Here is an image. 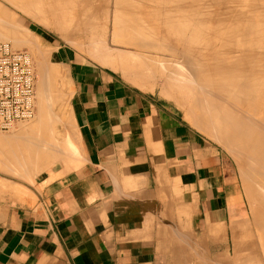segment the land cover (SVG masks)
Returning a JSON list of instances; mask_svg holds the SVG:
<instances>
[{"label": "crops", "instance_id": "obj_1", "mask_svg": "<svg viewBox=\"0 0 264 264\" xmlns=\"http://www.w3.org/2000/svg\"><path fill=\"white\" fill-rule=\"evenodd\" d=\"M45 43L65 70V139L77 148L38 174L0 160V264H214L191 239L208 220H242L233 155L156 75L141 87L75 46Z\"/></svg>", "mask_w": 264, "mask_h": 264}, {"label": "bare ground", "instance_id": "obj_2", "mask_svg": "<svg viewBox=\"0 0 264 264\" xmlns=\"http://www.w3.org/2000/svg\"><path fill=\"white\" fill-rule=\"evenodd\" d=\"M5 1L35 16L36 22L54 26L68 44L73 43L77 32L86 30L83 33L88 34V47L92 45V52L87 47L91 56L101 58L106 67L133 76L132 80L135 77L136 85L143 87L144 81L161 73L166 86L194 96L188 105L192 101L191 107L200 112L191 111L197 129L236 154L249 218L232 222L230 227L223 221L208 220L191 242L198 251L208 248L214 264H264V0L242 1L248 14L241 13L240 0ZM2 5L0 43L10 41L16 48H31L29 32ZM80 35L79 40L74 37L76 42L83 38ZM41 59L40 72L47 71L50 76L55 64L46 53ZM56 73L55 77L51 74L54 80L60 78ZM44 78L42 75L38 80L37 96L41 98L35 122L19 124L8 135L0 133L3 167H34L38 174L63 157L55 151V146L64 150L65 145L56 141L60 134L52 128V113L45 114L48 120L44 118ZM65 100L63 92L60 101ZM247 222L256 231V239H251L252 233L245 229ZM180 240L182 244L185 241L183 236ZM221 251H229L234 257L223 258Z\"/></svg>", "mask_w": 264, "mask_h": 264}, {"label": "rangeland", "instance_id": "obj_3", "mask_svg": "<svg viewBox=\"0 0 264 264\" xmlns=\"http://www.w3.org/2000/svg\"><path fill=\"white\" fill-rule=\"evenodd\" d=\"M242 1H244V0H240V11H241V13L242 14H248V8H244L243 7V5H242ZM0 4L2 5V6H4L5 8H7L6 10L7 11H9V10H11L12 12H11V14H13L14 15V17H15V19H17V24L20 26V27H22V28H24V30L25 31H27V32H29L28 34V36H27V38L29 39V41L30 42H32V44H31V48H28L27 46H20L19 48H16L15 46H13V44L9 41L8 43H10V46H12V49H15V50H21V51H25V52H28L29 53V55H30V57H31V60H32V63H33V66H34V70H35V73H36V92H35V95H36V97H35V106H36V110H35V115H34V117L32 118V119H30V120H27V121H20L19 123H16L12 128H10L9 130H6V131H0V133L1 134H4V135H8V134H11V133H13V131H14V129H16L17 128V126L19 125V124H25L26 126L28 125V124H32L33 122H35V120L37 119V117H38V110H39V100H40V96H37V85H38V80L39 79H41V76L43 75V77L45 76V78H44V93H45V95H44V93H43V96H45V97H43V99L45 100L43 103V107H44V111L46 112H44V115L45 114H48L49 113V116H51V113H52V117H54V120H53V123H52V121H51V123H52V128L54 129V131L57 133L58 132V134H60V136H58L57 137V139H56V141H58L57 143H59V144H61L62 143V141H63V145H66V150H67V148H69L68 149V151L70 150V148L72 149V150H70V151H74L75 150V146L74 145H72L73 143L71 142V140H70V138L69 137H67L66 139H65V124H69V116H68V114L66 113V108H65V102L63 103V102H61L60 101V99H61V95H63V92L65 93V85H66V83H67V79H66V74H65V70H64V68H62L61 66H59V65H57V64H55V62L53 61V56H52V54H51V49H49L48 47H47V45H46V43H45V39H51V40H54V44L56 45V46H59V45H65V43L67 44V45H70V46H74L77 42H78V44H77V46L75 45V47H77V48H79V50L81 51V52H83V53H86V54H92L91 52H92V45L91 46H89L88 47V43L90 42H86V40L85 39H87V37H88V34H86V32H84L83 33V31H86V30H84V29H82L81 31H79V32H75V34H77L78 36H74V37H77V39L79 40V35L81 34V35H83L82 37H80V38H82V39H80V41L82 40H85V41H83V42H81L82 43V45L81 46H79V42L80 41H77L76 42V40L77 39H74V37H73V43H70V44H68V41H66L65 40V38H63V37H61L60 36V34L57 32V30H56V28L54 27V26H50V27H46V25H44V24H42V22H41V24H40V21H38V22H36V20H37V18H35V16L33 17L32 16V14H30L31 15V17H30V15L28 14V13H26L25 11H23V12H21L22 10H20V9H18L17 10V8L16 7H14V6H9V4H7V2L5 1V0H0ZM16 8V9H15ZM244 10L246 11V13L244 12ZM14 12V13H13ZM244 12V13H243ZM28 14V15H26V14ZM33 17V18H32ZM39 20V19H38ZM51 21H53V20H51ZM18 26V27H19ZM33 31H36V32H39V33H41V34H43V38H39ZM81 32V33H80ZM80 33V34H79ZM86 34V35H85ZM80 35V36H81ZM84 37H86V38H84ZM89 39H87V41H88ZM87 44H86V43ZM80 43V44H81ZM72 44V45H71ZM85 44H86V49H85ZM15 47V48H14ZM90 48V51H88L89 49L88 48ZM85 50H84V49ZM82 49H83V51H82ZM87 51V52H86ZM89 52V53H88ZM46 53V55H49V57H50V59H51V63L53 64H55V67L53 66V69L55 68V71L56 72H59V74L58 73H56L54 70H53V72L51 73H49L50 74V76L48 75V72L46 71V72H43V73H41L40 71L42 70L43 71V68L40 70L39 68L41 67L40 66V62L41 61H43V59H41V57H42V55H44ZM48 53V54H47ZM50 53V54H49ZM88 55H83V56H85V57H89ZM94 56V55H93ZM92 56V57H93ZM90 58V57H89ZM95 58V57H94ZM97 58V57H96ZM98 60H101V58L99 59V58H97ZM103 61V60H102ZM101 62V61H100ZM104 62V61H103ZM102 62V63H103ZM104 65V64H103ZM57 69V70H56ZM55 73L56 74H58L59 76H60V80L58 79H56L55 78V80L52 78L53 76L55 77ZM122 73V72H121ZM42 74V75H41ZM51 74H53V76L51 77ZM264 74V73H263ZM156 76H154V79L153 80H155V82L156 81H158L161 85H164L165 84V80H164V78H163V75L161 74V73H157V74H155ZM126 76V75H125ZM131 76V75H130ZM51 77V78H50ZM132 77V79H133V76H131ZM47 78V79H46ZM49 79V80H48ZM50 80H51V82H50ZM57 80V81H56ZM134 80H135V77H134ZM134 80H132V82H134ZM136 80H138L137 78H136ZM48 81V82H47ZM139 81V80H138ZM50 85V86H49ZM52 86H53V88H52ZM56 89H55V88ZM51 90H50V89ZM170 88V89H169ZM54 89V90H53ZM62 89V90H61ZM166 89H169L170 91H174V90H178L177 88H175V87H171V86H169V87H166ZM49 90V91H48ZM57 90V91H56ZM62 91V93H61V95L59 94L61 91ZM52 91H54V92H52ZM50 94H49V93ZM52 92V93H51ZM57 92V93H56ZM184 92V91H183ZM183 92L182 91H180L179 90V94H178V92L176 93V97L178 98V95H179V99H180V102L182 103V104H186V106L188 105V103H189V101L190 100H193V95H191V94H189V95H186L187 93H185L184 92V94H183ZM53 93H56V94H53ZM53 96H52V95ZM39 95V94H38ZM48 95V96H47ZM50 95H51V97H50ZM187 96L186 98H185V96ZM191 95V96H190ZM40 97V98H39ZM57 99V101H55V100H53V99H55V98ZM183 97V98H182ZM47 98V99H46ZM59 98V99H58ZM184 98L186 99V100H184ZM47 104H46V103ZM56 102V103H55ZM185 102V103H184ZM187 102V103H186ZM54 103V104H53ZM61 103V104H60ZM193 102L191 101L190 102V106L188 105V107H184L183 105V110H185L186 112H187V114H188V116H192V119L194 118V116L193 115H191V111H193V110H195V114H200V112H199V110L198 109H195V108H192L191 107V104H192ZM44 105H47V106H44ZM193 105V104H192ZM50 106V107H49ZM45 107H46V109H45ZM187 108H189V109H187ZM192 110H191V109ZM51 109V110H50ZM48 110H49V112H48ZM59 110V111H58ZM188 110H190L189 112H188ZM54 111V112H53ZM190 114V115H189ZM56 115V116H55ZM49 116L48 115H45L44 116V118H46L47 120H48V118H49ZM48 117V118H47ZM53 119V118H52ZM195 120V118L193 119V121ZM14 128V129H13ZM209 136V135H208ZM210 138L211 139H213L214 141H216L219 145H221L224 149H226L227 151H229V148H226V147H224L219 141H217L215 138H213V137H211L210 136ZM61 140V141H60ZM54 141H55V139L53 140V143H54ZM61 142V143H60ZM56 143V142H55ZM54 143V144H55ZM59 146V145H58ZM58 146H53L54 148H55V151H58V152H56L58 155L59 154H61L60 156H64L63 154H65V149L63 150L61 147H58ZM63 148H65L64 146H62ZM58 148H60V149H58ZM62 150V151H61ZM64 152V153H63ZM230 152V151H229ZM232 152V151H231ZM230 152V153H231ZM63 153V154H62ZM233 153V152H232ZM231 153V155H233L234 156V154H232ZM234 158H236L235 160H236V162H237V157H236V154H235V156H234ZM237 164H239L238 162H237ZM50 165H52V163L50 164ZM50 165H49V167H50ZM239 166V165H238ZM15 167V166H14ZM20 168V167H19ZM48 168V167H47ZM46 168V169H47ZM22 169H26V170H28V171H30V172H32L33 174H37L36 172H38V171H36L35 169H34V167H28V168H22ZM2 170H4V169H2ZM45 170V169H44ZM44 170H42V171H44ZM42 171H39V173H41ZM239 173H240V169H239ZM242 178H241V176L239 175V181H240V183H242V180H241ZM242 186H243V183L241 184ZM246 199H245V197H244V202H245V207H244V211H240V212H236L235 214H234V218H236V219H242V220H245V218H249V211H248V203H246ZM244 218V219H243ZM241 221V220H240ZM245 229H247V231L249 230L252 234V237H250L251 239H256V231L252 228V226H251V224H250V222H247L246 224H245ZM248 231V232H249Z\"/></svg>", "mask_w": 264, "mask_h": 264}, {"label": "built area", "instance_id": "obj_4", "mask_svg": "<svg viewBox=\"0 0 264 264\" xmlns=\"http://www.w3.org/2000/svg\"><path fill=\"white\" fill-rule=\"evenodd\" d=\"M35 85L31 58L8 43H0V131L34 116Z\"/></svg>", "mask_w": 264, "mask_h": 264}]
</instances>
